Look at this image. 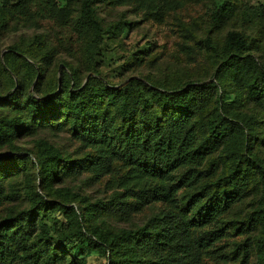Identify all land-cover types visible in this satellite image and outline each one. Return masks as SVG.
Masks as SVG:
<instances>
[{
	"label": "trees",
	"instance_id": "16d2710c",
	"mask_svg": "<svg viewBox=\"0 0 264 264\" xmlns=\"http://www.w3.org/2000/svg\"><path fill=\"white\" fill-rule=\"evenodd\" d=\"M169 19L172 67L148 48L107 78V42ZM21 30L0 52V264H264V0H0V47Z\"/></svg>",
	"mask_w": 264,
	"mask_h": 264
},
{
	"label": "rangeland",
	"instance_id": "374dc122",
	"mask_svg": "<svg viewBox=\"0 0 264 264\" xmlns=\"http://www.w3.org/2000/svg\"><path fill=\"white\" fill-rule=\"evenodd\" d=\"M198 10V9H195ZM194 14V11H191ZM199 12V11H198ZM117 12L108 16L109 20L116 19ZM130 19L134 20H141V16H129ZM172 19H169L163 25L153 24V22L143 23V26L129 32H124L120 35L123 40V46H119L117 43L107 42L104 48V61L102 63V70L103 73L110 79L114 84H117L121 81V66L124 64V61L129 53L137 54L138 51L145 50L147 51L148 48L151 50V55H159L162 57L163 70H166L167 67H172V57L175 52L178 51V38L175 37L172 31V27L170 25ZM46 29H50L53 31L51 25H45ZM31 36L32 32L21 30L19 32H14L5 36H2L1 39V47L0 52L4 53L7 51L9 45L13 44L14 42L18 41L21 36ZM149 49V50H150ZM76 47L74 48V51ZM65 54L62 56L64 57ZM181 58L185 60V56L182 55ZM195 58V57H194ZM202 63H197L193 65H200ZM158 70H155L157 73ZM57 138L59 142L66 145V147L70 150H73L74 145L71 143L66 142V136L64 134H60ZM142 219V216L138 217L137 222ZM83 256V255H82ZM88 258L89 264H103L105 263L104 257L95 250H89V252L84 255Z\"/></svg>",
	"mask_w": 264,
	"mask_h": 264
}]
</instances>
